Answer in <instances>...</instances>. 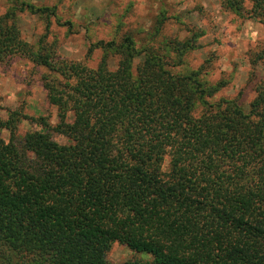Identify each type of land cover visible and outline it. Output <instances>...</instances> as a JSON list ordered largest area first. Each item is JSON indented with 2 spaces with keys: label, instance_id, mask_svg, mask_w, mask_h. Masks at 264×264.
<instances>
[{
  "label": "trees",
  "instance_id": "obj_1",
  "mask_svg": "<svg viewBox=\"0 0 264 264\" xmlns=\"http://www.w3.org/2000/svg\"><path fill=\"white\" fill-rule=\"evenodd\" d=\"M6 1L0 60L50 72L58 124L18 142L16 119L0 120L10 133L0 137V264H108L115 243L139 256L123 264H264V48L250 55L262 75L245 110L212 101L225 81L167 69L190 41L157 43L156 29L157 44L140 50L130 35L92 44L96 69L56 64L16 26L18 14L48 19L53 9ZM221 6L264 26V0Z\"/></svg>",
  "mask_w": 264,
  "mask_h": 264
},
{
  "label": "rangeland",
  "instance_id": "obj_2",
  "mask_svg": "<svg viewBox=\"0 0 264 264\" xmlns=\"http://www.w3.org/2000/svg\"><path fill=\"white\" fill-rule=\"evenodd\" d=\"M21 1L36 9H53L54 15L48 19L18 14L16 26L21 40L34 48L43 47L44 55L50 54L56 64L81 63L96 69L102 52L89 53L90 46L100 41H120L125 35L133 38L138 50L153 42L190 41L181 65L167 69L173 74L198 71L209 84L225 81V87L212 101L236 100L245 110L254 97L252 77L262 75L261 68H253L249 59L252 53L264 48V26L225 11L221 0ZM9 7L6 0H0V16ZM249 7L246 2L245 8ZM156 29L155 42L152 38ZM173 57L169 54V58ZM109 65L114 69L116 61L110 59ZM51 78L47 69L18 56L0 60V120L16 119L14 133L18 142L28 133L42 131V123L50 127L58 124L57 109L49 105L44 89V81ZM0 137L8 142L10 133L2 130ZM53 138L59 144L66 143L63 137ZM138 258L116 243L105 256L108 264Z\"/></svg>",
  "mask_w": 264,
  "mask_h": 264
}]
</instances>
